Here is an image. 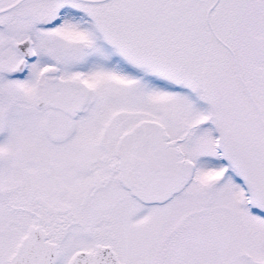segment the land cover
Returning a JSON list of instances; mask_svg holds the SVG:
<instances>
[{
    "label": "snow or ice",
    "instance_id": "snow-or-ice-1",
    "mask_svg": "<svg viewBox=\"0 0 264 264\" xmlns=\"http://www.w3.org/2000/svg\"><path fill=\"white\" fill-rule=\"evenodd\" d=\"M0 264H264V0H0Z\"/></svg>",
    "mask_w": 264,
    "mask_h": 264
}]
</instances>
